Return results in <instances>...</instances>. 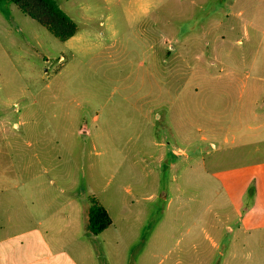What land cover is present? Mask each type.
Segmentation results:
<instances>
[{"label": "rangeland", "instance_id": "obj_1", "mask_svg": "<svg viewBox=\"0 0 264 264\" xmlns=\"http://www.w3.org/2000/svg\"><path fill=\"white\" fill-rule=\"evenodd\" d=\"M56 1L66 42L0 0V239L35 264H257L264 0Z\"/></svg>", "mask_w": 264, "mask_h": 264}, {"label": "trees", "instance_id": "obj_2", "mask_svg": "<svg viewBox=\"0 0 264 264\" xmlns=\"http://www.w3.org/2000/svg\"><path fill=\"white\" fill-rule=\"evenodd\" d=\"M31 19L46 28L55 38L66 42L78 33V25L59 6L56 0H8ZM112 225L107 210L97 203L86 211V229L93 236Z\"/></svg>", "mask_w": 264, "mask_h": 264}, {"label": "crops", "instance_id": "obj_3", "mask_svg": "<svg viewBox=\"0 0 264 264\" xmlns=\"http://www.w3.org/2000/svg\"><path fill=\"white\" fill-rule=\"evenodd\" d=\"M257 178L260 179L262 190H264V177L260 178L257 176ZM261 197L264 199V194ZM243 228L246 233H256L254 236L257 239L255 241L256 245H258L259 248H264V223L254 224L251 227L244 226ZM257 233H259V235ZM18 238L19 235H14L7 239H0V264H21V249H27L25 252L28 251L30 253L32 251L34 254L32 261L29 258V261L24 264H35L37 262V258L35 256L37 242L35 240H28L27 245L24 246V244L17 240ZM235 257L236 255H234V258ZM257 264H264V257L260 258Z\"/></svg>", "mask_w": 264, "mask_h": 264}]
</instances>
